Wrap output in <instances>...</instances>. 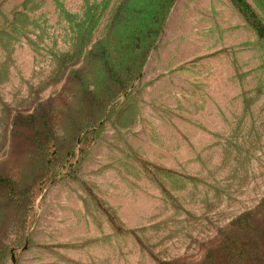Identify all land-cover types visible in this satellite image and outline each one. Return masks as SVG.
Segmentation results:
<instances>
[{"label":"rangeland","instance_id":"rangeland-1","mask_svg":"<svg viewBox=\"0 0 264 264\" xmlns=\"http://www.w3.org/2000/svg\"><path fill=\"white\" fill-rule=\"evenodd\" d=\"M148 1L0 0V170L35 174L41 153L11 119L48 98L63 157L27 220L0 186L1 231L14 247L0 264L199 258L264 195V39L230 0L160 10L152 46L137 55L141 75L125 88L84 57L102 40L116 62L131 60L128 29ZM247 1L264 22V0ZM120 4L131 8L118 15ZM71 67L78 76L67 79ZM103 109L97 135L84 128L91 138L80 142L78 123Z\"/></svg>","mask_w":264,"mask_h":264},{"label":"trees","instance_id":"trees-1","mask_svg":"<svg viewBox=\"0 0 264 264\" xmlns=\"http://www.w3.org/2000/svg\"><path fill=\"white\" fill-rule=\"evenodd\" d=\"M171 1L149 0V8L138 13L135 25H131L128 29L130 35L134 37V41L130 42V47L133 50L131 51L133 55L131 60L116 62L102 40H96L86 50L84 57L97 58L101 68L111 80L120 82L121 88L127 87L124 80L129 82L141 75L143 58L139 60L137 55L149 51L155 36L150 31L151 26L158 22L159 18L161 19L163 15L160 10H163ZM230 2L246 23L253 28L256 36L264 39V22L251 4L247 0H230ZM144 6L146 5L143 4ZM119 8L118 15L120 12L129 11L131 7L120 4ZM138 10L140 9L138 8ZM141 34L145 35V39H140ZM70 75L78 76V68H69L67 79ZM47 105L50 106V98L45 102L39 101L29 112L16 111L11 119L13 133L24 132L32 145L41 153L35 174L31 179L23 178L21 180V176L19 180H16L10 173L0 170V186L5 189V195L10 201L26 211L23 214V220H27L26 216L32 212L31 200L38 195L45 184L60 175L55 169H51L63 157L58 156L60 148L54 132L55 117ZM104 110L98 117L93 116L92 120L84 121V125L83 122L78 123L76 135L78 132L83 133V139L81 138L80 142L91 138L90 135H87L89 131H81L84 128H92L91 130L94 132L92 138L97 135L96 124L99 121L101 124L103 118L108 115ZM65 153L67 160L74 151L69 148ZM61 163L64 165V161ZM2 225L3 223L0 222V260L14 248L5 241V230L1 231ZM157 264H264V195L253 206L242 210L220 227L216 235L205 242L203 253L199 258L178 255L157 259Z\"/></svg>","mask_w":264,"mask_h":264}]
</instances>
